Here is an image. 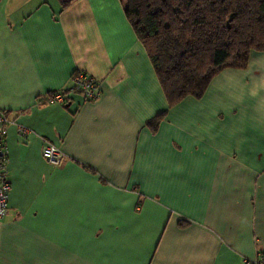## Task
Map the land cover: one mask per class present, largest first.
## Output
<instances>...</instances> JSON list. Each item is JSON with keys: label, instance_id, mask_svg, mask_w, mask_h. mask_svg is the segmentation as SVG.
<instances>
[{"label": "crops", "instance_id": "crops-1", "mask_svg": "<svg viewBox=\"0 0 264 264\" xmlns=\"http://www.w3.org/2000/svg\"><path fill=\"white\" fill-rule=\"evenodd\" d=\"M125 11L126 0H0L11 186L0 264H241L264 252V52L169 106ZM76 73L94 79V100L70 92ZM45 142L60 166L42 158Z\"/></svg>", "mask_w": 264, "mask_h": 264}, {"label": "trees", "instance_id": "trees-1", "mask_svg": "<svg viewBox=\"0 0 264 264\" xmlns=\"http://www.w3.org/2000/svg\"><path fill=\"white\" fill-rule=\"evenodd\" d=\"M125 15L169 106L201 99L221 71L264 52V0H126Z\"/></svg>", "mask_w": 264, "mask_h": 264}, {"label": "built area", "instance_id": "built-area-1", "mask_svg": "<svg viewBox=\"0 0 264 264\" xmlns=\"http://www.w3.org/2000/svg\"><path fill=\"white\" fill-rule=\"evenodd\" d=\"M80 92L84 99L94 100L97 94V85L94 79L83 73H76L72 78V88L70 92ZM67 92L64 90L56 92L50 98L51 102L63 104L66 100ZM10 122L6 116L0 117V222L7 216L8 201L11 190L10 183L7 179V147L5 138L7 127ZM20 133L27 134V131L20 129ZM42 158L52 167L60 166L63 161V154L60 150L50 143L45 142L42 147ZM241 264H264V252L259 253L254 259H244Z\"/></svg>", "mask_w": 264, "mask_h": 264}, {"label": "rangeland", "instance_id": "rangeland-1", "mask_svg": "<svg viewBox=\"0 0 264 264\" xmlns=\"http://www.w3.org/2000/svg\"><path fill=\"white\" fill-rule=\"evenodd\" d=\"M7 214H8V212H7Z\"/></svg>", "mask_w": 264, "mask_h": 264}]
</instances>
